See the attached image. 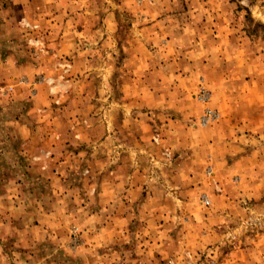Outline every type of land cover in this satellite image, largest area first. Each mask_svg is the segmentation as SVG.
<instances>
[{"label": "rangeland", "instance_id": "rangeland-1", "mask_svg": "<svg viewBox=\"0 0 264 264\" xmlns=\"http://www.w3.org/2000/svg\"><path fill=\"white\" fill-rule=\"evenodd\" d=\"M0 264H264V0H0Z\"/></svg>", "mask_w": 264, "mask_h": 264}, {"label": "built area", "instance_id": "built-area-1", "mask_svg": "<svg viewBox=\"0 0 264 264\" xmlns=\"http://www.w3.org/2000/svg\"><path fill=\"white\" fill-rule=\"evenodd\" d=\"M213 114L212 112L209 113V116H207V119L206 120H209L210 118H212Z\"/></svg>", "mask_w": 264, "mask_h": 264}]
</instances>
